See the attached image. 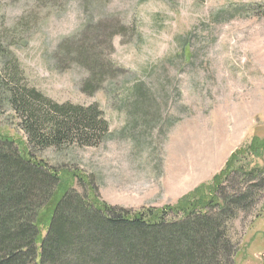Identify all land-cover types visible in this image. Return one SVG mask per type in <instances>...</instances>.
I'll list each match as a JSON object with an SVG mask.
<instances>
[{
	"label": "rangeland",
	"instance_id": "obj_1",
	"mask_svg": "<svg viewBox=\"0 0 264 264\" xmlns=\"http://www.w3.org/2000/svg\"><path fill=\"white\" fill-rule=\"evenodd\" d=\"M80 48L107 72L91 95ZM15 59L49 99L99 104L108 139L37 154L93 204L176 207L231 160L264 169V0H0V72ZM0 108V137L26 153L20 120ZM257 201L228 223L234 264H264V191Z\"/></svg>",
	"mask_w": 264,
	"mask_h": 264
},
{
	"label": "trees",
	"instance_id": "obj_2",
	"mask_svg": "<svg viewBox=\"0 0 264 264\" xmlns=\"http://www.w3.org/2000/svg\"><path fill=\"white\" fill-rule=\"evenodd\" d=\"M68 43L61 58L70 54ZM77 54L89 71L83 91L91 95L107 72L87 50ZM22 72L16 59L4 61L0 72V101L17 115L30 150L0 137V264H234L228 223L256 206L264 169L246 171L231 160L211 185L176 207L136 214L93 204L74 189L71 179L83 182L79 177L65 182L37 154L108 139L99 104H59L30 87ZM232 175L244 179L229 185Z\"/></svg>",
	"mask_w": 264,
	"mask_h": 264
}]
</instances>
